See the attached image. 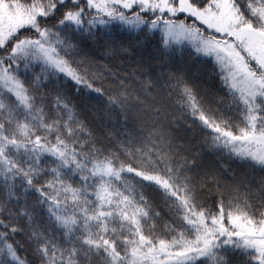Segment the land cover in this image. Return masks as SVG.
<instances>
[{
	"label": "snow or ice",
	"instance_id": "1",
	"mask_svg": "<svg viewBox=\"0 0 264 264\" xmlns=\"http://www.w3.org/2000/svg\"><path fill=\"white\" fill-rule=\"evenodd\" d=\"M0 264H264V0H0Z\"/></svg>",
	"mask_w": 264,
	"mask_h": 264
}]
</instances>
